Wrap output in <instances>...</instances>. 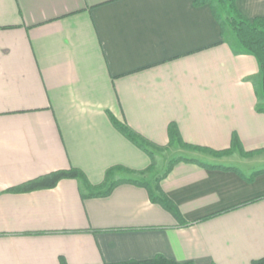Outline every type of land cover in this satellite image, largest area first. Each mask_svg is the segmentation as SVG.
Here are the masks:
<instances>
[{
    "label": "crops",
    "instance_id": "0c3cea01",
    "mask_svg": "<svg viewBox=\"0 0 264 264\" xmlns=\"http://www.w3.org/2000/svg\"><path fill=\"white\" fill-rule=\"evenodd\" d=\"M235 5L247 19L264 18V0ZM226 28L194 0H0V264L264 257V172L249 179L264 166H248L264 162V151L182 148L234 169L171 167L159 186L185 225L132 183L98 197L83 196L80 178L8 190L71 167L91 185L113 166L133 176L146 169L151 158L110 115L159 146L175 122L190 144L224 150L235 136L244 151L264 148L258 64Z\"/></svg>",
    "mask_w": 264,
    "mask_h": 264
},
{
    "label": "trees",
    "instance_id": "16d2710c",
    "mask_svg": "<svg viewBox=\"0 0 264 264\" xmlns=\"http://www.w3.org/2000/svg\"><path fill=\"white\" fill-rule=\"evenodd\" d=\"M194 4L195 5L208 4L212 9V13L216 18L221 31L223 32L224 27L228 26L227 28H229L234 33L238 41V44L242 47V49L245 52L255 57L259 71V93L264 100V18L260 16H257L253 19L245 18L237 9L235 5V0H228L229 13L225 18L222 16V11L220 10L218 11L217 7L214 6L211 0H194ZM257 110L259 112L264 113V108H258ZM110 120L113 126L123 136H125L130 142H132L134 145H136L138 148L144 151L149 157H152V152L148 150V148L146 147L147 145L156 148L164 147V146L156 145L155 143L147 140L146 138H144L143 136L132 130L129 126H127L122 121L116 119L112 115H110ZM167 135H168V143L165 146L166 148L176 145L182 148H189L204 153H211L214 156L229 155L235 151L239 152L241 155L247 156L250 154H256L258 152L264 151V148L253 151H244L239 140L235 136L232 137L230 147L224 150H214L208 147L190 144L185 142L181 138L175 122H170L167 125ZM179 161L195 162L201 166H206V167H220L226 170L232 169L231 167L214 166V165L206 164L198 161L195 158L177 156L167 161L164 171L160 175L154 177L152 183L131 177L122 178V179H112L114 172L113 170L116 168L125 169L128 172H133L127 168L117 165L110 167L106 170L104 180L100 184L91 185L85 180L84 173L80 169L71 167L69 169L51 171L49 173L40 175L38 177L29 179L15 187L9 188L8 190L13 192H27L32 190L54 187L62 179L80 178L84 181L87 192L83 196L98 197V196L108 195L112 191V189L120 183H132L146 188L149 199L152 203H156L160 205L164 210L169 212L179 225H185L186 222L183 220L179 209L165 195V193L161 191L159 186V181L169 172L171 167L176 162ZM151 167H153V162H151L150 165H148V167L144 170H151ZM143 171H137V172L141 173ZM260 172H264V170L254 171L249 176V179H251L252 177H254V175ZM60 262L61 264H66L63 258H60ZM102 264H193V262L192 261L178 262L173 259L167 258L163 255H156L150 259L127 260V261H121L115 263H102ZM250 264H264V257L252 260Z\"/></svg>",
    "mask_w": 264,
    "mask_h": 264
},
{
    "label": "rangeland",
    "instance_id": "374dc122",
    "mask_svg": "<svg viewBox=\"0 0 264 264\" xmlns=\"http://www.w3.org/2000/svg\"><path fill=\"white\" fill-rule=\"evenodd\" d=\"M211 1L214 4V6L217 7L218 11L219 10L222 11V16L225 18L229 13L228 0H211ZM226 27H228V26H226ZM226 29H229V28H226ZM226 31H229V30H226ZM228 33H230V32H228ZM146 147L148 148V150H150L152 152V157H150V158H151V162H153V167H151V170H144L143 172L134 174L135 176H133L132 173L126 171L125 169L116 168L113 170L114 172H113L112 179H115V177H114L115 173H118L120 171H126L130 175H132L133 177H135L136 179H139V180H146V179H149L150 177H152L151 182H153V178L160 175L164 171L166 164H167V161L174 158V157H177V156L193 157V156H195V158H197V159H206V156H203V154H194V152H190V151L188 152V150H186V149L183 150L182 147H179L176 145L168 147V148H166L165 146L161 147V148H156V147L149 146V145H147ZM248 166H253L254 168L263 167L264 162H262V163H259L258 161L257 162H251L250 165H248ZM245 168L246 167H242V170L243 171L246 170ZM152 171H153V173H152L153 176H152V174H148V175L146 174V173H148V172L150 173ZM143 173H145V175H143Z\"/></svg>",
    "mask_w": 264,
    "mask_h": 264
}]
</instances>
